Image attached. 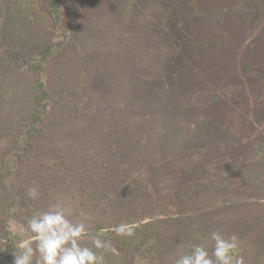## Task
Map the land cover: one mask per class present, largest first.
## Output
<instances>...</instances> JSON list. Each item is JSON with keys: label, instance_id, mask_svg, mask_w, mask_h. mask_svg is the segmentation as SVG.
<instances>
[{"label": "rangeland", "instance_id": "obj_1", "mask_svg": "<svg viewBox=\"0 0 264 264\" xmlns=\"http://www.w3.org/2000/svg\"><path fill=\"white\" fill-rule=\"evenodd\" d=\"M53 204L105 264H264V0H0V264Z\"/></svg>", "mask_w": 264, "mask_h": 264}, {"label": "clouds", "instance_id": "obj_2", "mask_svg": "<svg viewBox=\"0 0 264 264\" xmlns=\"http://www.w3.org/2000/svg\"><path fill=\"white\" fill-rule=\"evenodd\" d=\"M28 195L35 200L39 191L31 187ZM26 230L33 235L17 244L12 254L13 264H105L102 252L118 255L111 242L102 238L103 233L94 236L92 247L82 246L80 240L86 234L85 224L69 220L60 205H50L47 211L34 214L28 219ZM105 231H114L118 236L134 234L132 226L123 222ZM207 238L212 241L211 251L195 244L190 252L179 256L175 264H246L237 234L216 230ZM32 241H35V247Z\"/></svg>", "mask_w": 264, "mask_h": 264}]
</instances>
